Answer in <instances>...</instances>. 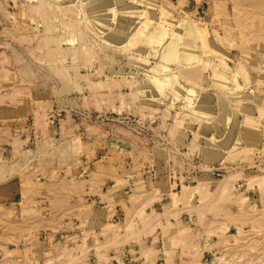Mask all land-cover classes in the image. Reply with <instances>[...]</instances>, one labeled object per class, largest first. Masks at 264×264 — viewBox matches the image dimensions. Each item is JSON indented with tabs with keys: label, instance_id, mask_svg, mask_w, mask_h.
<instances>
[{
	"label": "rangeland",
	"instance_id": "obj_1",
	"mask_svg": "<svg viewBox=\"0 0 264 264\" xmlns=\"http://www.w3.org/2000/svg\"><path fill=\"white\" fill-rule=\"evenodd\" d=\"M263 9L0 0V264H264Z\"/></svg>",
	"mask_w": 264,
	"mask_h": 264
},
{
	"label": "bare ground",
	"instance_id": "obj_2",
	"mask_svg": "<svg viewBox=\"0 0 264 264\" xmlns=\"http://www.w3.org/2000/svg\"><path fill=\"white\" fill-rule=\"evenodd\" d=\"M176 50V49H175Z\"/></svg>",
	"mask_w": 264,
	"mask_h": 264
},
{
	"label": "crops",
	"instance_id": "obj_3",
	"mask_svg": "<svg viewBox=\"0 0 264 264\" xmlns=\"http://www.w3.org/2000/svg\"><path fill=\"white\" fill-rule=\"evenodd\" d=\"M264 10V9H263Z\"/></svg>",
	"mask_w": 264,
	"mask_h": 264
}]
</instances>
